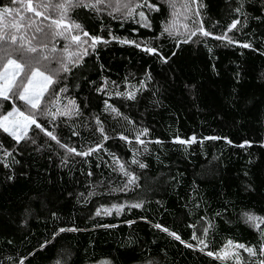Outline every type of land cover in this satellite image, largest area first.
<instances>
[{
    "label": "trees",
    "instance_id": "16d2710c",
    "mask_svg": "<svg viewBox=\"0 0 264 264\" xmlns=\"http://www.w3.org/2000/svg\"><path fill=\"white\" fill-rule=\"evenodd\" d=\"M133 2L144 6L131 16L105 4L80 6L64 21L80 29L45 28L68 38L50 36L45 49L56 51L44 61L55 82L37 115L43 131L31 125L17 143L0 128V264L264 261V223L257 227L246 215L264 218V0H188L189 18L180 8L176 36L163 31L173 19L166 0H147L152 9L145 0ZM5 6L33 17L29 35H38L36 25L51 23L35 9L28 12L27 0H0ZM141 11L148 26H142ZM13 15L5 14L4 30L23 34L24 26L19 32L12 26ZM234 20L240 23L228 31ZM181 24H203L234 43L199 33L178 43L186 31ZM84 31L107 43L91 46ZM72 35L87 43L73 42ZM145 44L156 54L143 51ZM14 104L32 111L16 97L0 98V115ZM97 145L88 156L67 151ZM229 241L255 255L237 248V263L207 255Z\"/></svg>",
    "mask_w": 264,
    "mask_h": 264
},
{
    "label": "snow or ice",
    "instance_id": "6c2138e0",
    "mask_svg": "<svg viewBox=\"0 0 264 264\" xmlns=\"http://www.w3.org/2000/svg\"><path fill=\"white\" fill-rule=\"evenodd\" d=\"M17 2L18 0H11L12 4H16ZM23 2L24 0H20L21 5H23ZM166 2L169 4V7L173 9V19L169 21L168 25L164 27L163 31L172 36L179 35L180 33L175 31L177 17L179 15L180 8H182L185 13L184 19L189 18L187 15V13L190 11L188 0H183V3L180 4L179 7L178 0H166ZM191 3L195 4L196 0H191ZM98 4H105L106 7L112 8L113 12L126 11L128 16H131L136 8L144 6L139 3H134L133 0H107V2L106 0H95V3L91 5L84 4V0H39V2L35 4L33 3V0H27L28 12H33V10L35 9V16L39 17L43 15L45 20L51 21V23L48 25H36L35 33H38V35H29L27 31L35 24L33 17L23 15L20 8L17 7L5 6L0 8V98L8 100L12 97H16L20 101H23L28 108L32 109V111H26L14 104L11 111H9L7 115H0V128H3L4 131H9V128L6 126L5 122L9 121L10 118H12V122L16 127L22 128V131L19 135H17L15 132L11 133L17 143L25 138V134L31 125H35L37 128H41V125L37 123V115L44 113L45 109L41 107V102L42 100H44L46 93L49 92V86L55 82L53 73L45 71V69L48 68V64L44 63V61L51 62L52 57L50 56V52L56 51V48L52 47L49 52H45V49L48 48L49 37L51 36L54 38L56 36H61L64 39L68 38L62 31H45V28L51 30L52 26L55 25L56 28L75 27L76 29H80L79 24H64V21L67 19V13L75 7L90 6L95 8ZM145 4H147L149 9H152L154 7L153 5L148 4L147 0H145ZM40 8H44L45 12L42 13L41 11H39ZM49 9H51L52 12H49ZM156 10L159 11L158 8H156ZM55 12H58V18L57 16L53 15V13ZM7 13L15 14L13 15V21H15V23H13L12 26L16 28L17 32L20 31L21 26H24L25 32L23 34H10L4 30L5 14ZM195 15L199 16V12H196ZM16 16H19V20H16ZM139 16L141 20L144 21V24L142 26H148L145 13L141 11L139 12ZM239 23L240 22L238 20H234L229 26L228 31H232L233 29H235ZM180 27H183L186 31L183 33L184 39L182 41H178V43H188L192 41V38L195 37L198 33L203 37H211L213 39L223 40L229 44L234 43L232 38L229 37L227 33H224L220 36H215L212 33L206 31L203 24H198L196 27H189L187 24H181ZM83 36H86L89 40H91V46H95V44L98 42L107 43V41H103L100 37L89 36L88 32L86 31L83 32ZM71 39L73 42H79V44L81 45L87 43V41L81 40L80 35H72ZM126 42L132 43L131 41H121V43ZM136 46L140 47V45ZM240 46L245 48L249 47L248 44H241ZM68 49L69 45L66 44L64 46V50L67 52ZM142 50L149 54H156V49L149 47L147 44L143 46ZM83 54H87V49H84ZM75 55L79 57L80 53H75ZM60 65L63 71L69 70L63 60L60 61ZM54 71L58 72L59 69H56ZM141 87H143V84H141ZM134 95L135 93L128 94L130 99L134 98ZM71 103L73 107H75L74 102ZM112 110L115 111V109ZM60 114H67V108H65V111L61 112ZM97 123L99 124V121H97ZM41 131H43L42 128ZM100 131L103 135L104 133L102 127L100 128ZM46 134L51 136L52 139H56V137L51 133ZM104 139H107L106 135L104 136ZM121 139L126 138L122 136ZM137 141L141 142L139 141V136H137ZM176 142L181 144L191 143L194 142V138L192 141L177 140ZM60 146L62 148L66 147L63 144H61ZM100 147L101 145H97L95 148H89L88 150L83 152L77 151L76 149L71 147H67V151L74 152L78 156H88L92 152L97 151ZM133 162L135 163L136 161ZM121 167L123 168V166ZM140 167L143 168L145 167V165L141 163ZM125 175L130 174L125 173ZM134 182L135 177H132L128 183L132 184ZM125 187H127V185H125ZM139 206V204L132 205V207ZM117 211H119L118 208ZM246 215L248 221L254 223L258 222L256 223L257 227H259V223H264V218L256 217L251 214ZM156 227L161 226L157 225ZM68 230L74 231L75 229ZM162 230L167 231V229ZM61 231H65V229H61ZM169 234L173 235L177 240L181 239L179 235H176L174 233ZM193 239H197L198 243H204L203 240H200L195 235L193 236ZM181 242L185 243L184 241ZM228 244L232 245L233 242L229 241ZM185 246L191 247V245L187 243H185ZM235 247L245 249L250 255H255V252L252 248H245V245L243 244H237L235 245ZM261 251L264 252V248H262ZM207 255H215L217 257H220L219 253L214 254L212 252H208ZM21 264H23V262H21ZM260 264H264V261H261Z\"/></svg>",
    "mask_w": 264,
    "mask_h": 264
},
{
    "label": "rangeland",
    "instance_id": "374dc122",
    "mask_svg": "<svg viewBox=\"0 0 264 264\" xmlns=\"http://www.w3.org/2000/svg\"><path fill=\"white\" fill-rule=\"evenodd\" d=\"M7 115V114H6ZM6 126L9 128V132L10 134L15 132L17 135H19L22 131V128L20 127H16L13 122H12V118L9 119V121L5 122ZM12 135V134H11ZM220 258L222 260H227V259H234L235 262H238V256H237V247H235V245H226L220 252Z\"/></svg>",
    "mask_w": 264,
    "mask_h": 264
}]
</instances>
